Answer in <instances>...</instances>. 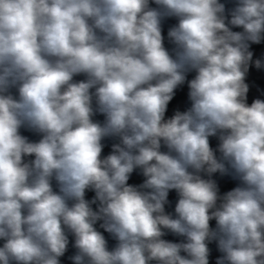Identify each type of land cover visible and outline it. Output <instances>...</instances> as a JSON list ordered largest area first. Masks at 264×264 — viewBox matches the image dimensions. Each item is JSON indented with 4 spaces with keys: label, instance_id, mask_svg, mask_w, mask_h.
Wrapping results in <instances>:
<instances>
[{
    "label": "clouds",
    "instance_id": "obj_1",
    "mask_svg": "<svg viewBox=\"0 0 264 264\" xmlns=\"http://www.w3.org/2000/svg\"><path fill=\"white\" fill-rule=\"evenodd\" d=\"M254 75L264 0H0V264H264Z\"/></svg>",
    "mask_w": 264,
    "mask_h": 264
},
{
    "label": "water",
    "instance_id": "obj_2",
    "mask_svg": "<svg viewBox=\"0 0 264 264\" xmlns=\"http://www.w3.org/2000/svg\"><path fill=\"white\" fill-rule=\"evenodd\" d=\"M175 21L174 20H170L168 22V24H171V23H174ZM258 54H259V51H258ZM83 77H77V79H82ZM252 80H253V86H252V91L250 93V96H249V100H251L252 98L256 97L257 95H260L262 93H264V80H262L260 77L254 75L252 77ZM186 88L184 90V92L180 93L178 95V97L176 98V100L173 101V104L170 106V113H171V108L173 107H176L177 105H179L182 109L187 105L186 103ZM218 143V141H216L214 138L212 140V144L213 146H215L216 144ZM107 151V149H106ZM137 179L138 178H134V181L133 182H137ZM235 186V183L234 182H231V181H228V180H225L222 182V189L223 190H228L232 187ZM91 195V194H90ZM173 197H174V194H172Z\"/></svg>",
    "mask_w": 264,
    "mask_h": 264
}]
</instances>
